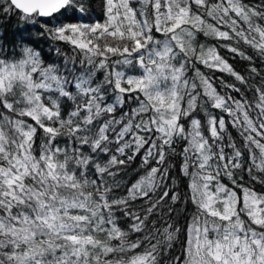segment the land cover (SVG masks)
I'll return each mask as SVG.
<instances>
[{"label": "snow or ice", "instance_id": "1", "mask_svg": "<svg viewBox=\"0 0 264 264\" xmlns=\"http://www.w3.org/2000/svg\"><path fill=\"white\" fill-rule=\"evenodd\" d=\"M262 7L243 0H136V6L132 0H105L101 22L83 19L87 0H5V13L18 11L31 23L46 18L41 25L47 34L78 49L90 70L77 72L76 61L70 67L66 60L62 73L55 63L45 66L33 47H24L16 59L0 58V264H161V241L152 243L155 236L149 234L130 240L114 209L123 206L133 220L131 231L144 232L148 216L169 193L149 204L144 216L127 211L129 200H151L167 176L160 166L177 139L186 141L182 171L190 176L196 212L184 251L172 264H264V193L233 178L243 153L229 138L233 155L226 156L224 117L206 113L205 136L194 115L209 101L225 112L253 164L264 172V89L257 87L255 100L248 101L220 95L199 69V83L186 76L195 57L246 83L214 48L201 45L197 52L193 29L224 40L239 38L264 57V25L255 19H264ZM229 50L251 59L237 48ZM127 66H138L140 74H127L122 70ZM130 101L135 106L124 110ZM141 149L143 164L154 160L157 166L132 184L127 196L110 198L104 175L114 176L111 169ZM101 154L106 162L97 159ZM247 171L251 175L252 169ZM179 231L171 224L163 228V248L171 247ZM127 252L132 255H123Z\"/></svg>", "mask_w": 264, "mask_h": 264}, {"label": "trees", "instance_id": "2", "mask_svg": "<svg viewBox=\"0 0 264 264\" xmlns=\"http://www.w3.org/2000/svg\"><path fill=\"white\" fill-rule=\"evenodd\" d=\"M209 2H215V0H209ZM132 3L133 6H136V0H132ZM243 3L252 7H258L264 4V0H243ZM87 4L88 15L83 17V19L89 21L100 20L103 22L105 19V0H87ZM4 7L5 0H0V58L7 57L10 60L16 59L19 57V54L24 47H33L35 50L41 52L45 66L49 63H55L62 73L65 69L66 60L69 61L70 67L73 66L70 62L72 60L76 61L74 66L77 69V72L90 70V66L87 65V63H81L83 60V54L78 49H74L71 44L55 40L47 34L41 25V21L46 18H37L35 23H31L21 19V14L18 11L5 13L3 11ZM193 10L200 11L201 13L203 12L202 9H196L195 5H193ZM261 10H264V7H262ZM69 19H71V17H69ZM205 19H208L210 23H215V21L210 20L206 16ZM255 19L258 23L264 25V19ZM60 20H65V17H60ZM55 22L56 21H53V23ZM220 30L229 31L231 34L230 29L227 27H221ZM193 31L194 38L192 43L197 49V52H199L201 45H203L205 49L214 48L221 58L230 65L232 70L244 78L246 83H241L235 78V76L227 71H219L214 68L205 67L202 63L196 62L195 57H192V62L187 65L186 76L195 79L196 82L199 83V79L195 74L196 69H199L204 76L210 79L213 87L220 95L254 101L256 98V88L259 87L264 89V57L260 56L256 50L239 38L224 40L216 38L211 34L205 35L204 31H195V29H193ZM41 33H43V35ZM156 35L158 38L163 39L160 34ZM229 47L237 48L239 52L244 53L245 56L251 57V59H245L237 52L230 51ZM56 49H59V52H57ZM13 53H15V55H13ZM114 59H119V57H115ZM253 68L257 69V72H253ZM122 70L129 75L140 74L138 66H127ZM103 75V72L97 73V79L102 80ZM228 85H234L236 88H239V93L228 87ZM199 90L200 89H198V91ZM111 95L112 94L109 91V99L111 98ZM133 95L136 94L133 93ZM203 100L208 101V98L203 97ZM134 106L135 102L130 101L125 104L124 110H130ZM120 111L121 109H117V116H119ZM206 113H210L217 118L224 117L225 119L227 130L223 134L224 140L221 143L224 145L226 156L233 155V149L227 146L229 144V138H231L232 142H234L236 147L243 153L242 157H240L241 167L233 170V178L236 179L237 183L254 188L257 192L264 193V183L254 181L251 178V176L254 175L264 179V172H261L253 164L248 149L243 146V138L240 135L239 130L228 123V121L231 120V117L219 109L212 108L210 101L207 103L201 102L194 115H197L198 118L201 119V131L205 136H209ZM182 123L187 126L186 120L182 121ZM37 144H39V139H37ZM185 146L186 141L177 139L173 145L174 151L167 152L165 163L160 166L167 169V176L162 181H158L159 187L156 188L155 192L150 194L151 200H147L146 198L129 200L127 211L144 216L149 204L158 200L164 191H168L169 193V197L160 200L156 209H154L152 214L148 216L146 221L148 227L144 229V232L131 231L130 225L133 223V220L130 216H125L124 212L120 210L123 206H118L114 209V214L118 217L117 223L123 230L129 233L128 238L130 240H135L138 237H143L145 234H149L155 236L152 243H156L157 240L161 241V247L163 249L159 256L161 264H172L173 258L181 256L187 238L186 229L191 217L196 212V207L190 199V176L185 175L182 171L185 162V156L183 155ZM216 150L218 149L214 148V151ZM142 156L143 149H141L140 154L136 155L133 159L128 160L124 165H117L112 168L111 171L116 173L114 176H109L107 174L104 175L103 179L106 185L112 187V191L109 193L110 198L127 196L128 189L131 185L137 182L142 176H145L151 167L157 166L154 160H150L147 165H144ZM120 158L124 159V157ZM97 159L103 163L106 162L107 158L101 154ZM249 168L252 169L251 175L247 171ZM191 171H193V169L190 167L189 172ZM220 180L226 185L231 186L232 184L227 176H221ZM173 194H176L179 197L176 202H173L170 199ZM168 224L173 225L174 228H179L180 231L176 234V238L171 242V247L163 248L164 243H166L163 228ZM154 229H159L160 231L155 232ZM169 231H171V229H169ZM146 244L147 241L144 242L141 248H137L135 252H141ZM123 255L131 256L132 252H127ZM112 258V256L109 257V259Z\"/></svg>", "mask_w": 264, "mask_h": 264}]
</instances>
